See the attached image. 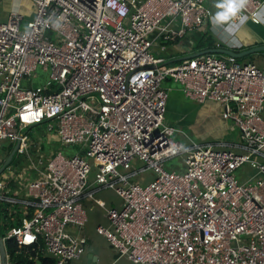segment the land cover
Instances as JSON below:
<instances>
[{
    "label": "built area",
    "instance_id": "obj_1",
    "mask_svg": "<svg viewBox=\"0 0 264 264\" xmlns=\"http://www.w3.org/2000/svg\"><path fill=\"white\" fill-rule=\"evenodd\" d=\"M31 1L35 15L25 23L19 11L0 19L4 241L58 264L79 259L89 245L84 201L94 200L108 219L96 230L134 262L264 264V63L208 51L165 64L154 54L207 30L208 0ZM232 20L263 22L264 0H247ZM39 67L48 77L36 85ZM168 76L200 103L221 102L239 138H174L184 131L166 119ZM41 124L46 141L31 137ZM16 143L27 164L1 170ZM178 154L184 167L168 168ZM245 164L253 171L242 178ZM147 170L150 180L136 178ZM103 188L121 203L108 207L96 197Z\"/></svg>",
    "mask_w": 264,
    "mask_h": 264
},
{
    "label": "rangeland",
    "instance_id": "obj_2",
    "mask_svg": "<svg viewBox=\"0 0 264 264\" xmlns=\"http://www.w3.org/2000/svg\"><path fill=\"white\" fill-rule=\"evenodd\" d=\"M207 1V5L209 7H215L216 3L218 2H209ZM0 19H6V16L4 13L0 16ZM215 35L214 33L212 34ZM216 36V35H215ZM188 41V43L192 46V49L196 45V38L195 35H186L183 37H180L177 41ZM166 42L167 49H161L158 46H155L153 48V52L156 56H164L166 57L165 64L174 63L177 60H169V55L172 50H174V43ZM174 46V47H173ZM179 49H176L175 52H179ZM264 51H260L259 53H262ZM174 53V52H173ZM188 51L183 52V54H187ZM172 54V53H171ZM255 54V53H254ZM254 54L246 55L239 57L241 61H248L252 59V56ZM256 61L261 63L264 61V57L261 59L259 57L256 58ZM38 74H33L31 76V80L34 84L39 85L43 84L48 77V72L43 70L42 68H38L37 70ZM166 80L173 81L174 84H180L182 87V83L180 81H177L173 79L172 77L168 76L164 80V84H166ZM29 86L33 85L31 83H28ZM206 114L202 115L200 120H198L196 123L193 122L192 126L190 125H183L179 126L183 129L184 132H176L174 134V138L183 140L185 144L191 143V139L196 142H217V141H223V140H232L233 137H236L239 133V129L235 127H230L231 121L225 120L223 116H220V113L218 112L219 106H217L215 103L206 102L204 103ZM264 116V112H263ZM44 127V124H41V126L34 125L31 128V137L35 140H43L46 141L48 139L47 133L45 130L41 129ZM5 143V151H7L9 148H11L12 144L9 143L8 139L4 140ZM32 150H35L32 148ZM28 161V158L25 154H18L15 152L13 156V160L10 162L11 164H18L19 167L26 165ZM137 164H142L143 162L141 160L135 161ZM166 166L168 168H177L182 169L184 167L183 165V157L181 155H174L166 160ZM253 171V168L249 164H245L242 168L238 169L237 173L242 178H246L251 172ZM95 175V170L93 169L90 177L93 178ZM152 171L147 170L141 175L137 176L136 178L140 180L148 181L152 178ZM144 182V181H142ZM96 197L103 198L107 206H116L121 203V196L113 189V188H103L96 193ZM86 208H87V214H88V228L89 233L91 234V242L94 245V251L97 252V255H99V264H142L137 263L131 260L127 255H118V253L115 251V249L109 244L106 237L99 233L96 230V226L98 223L107 224V214L106 209L103 206H99L98 203H96L94 200H87L86 202ZM6 203L3 200H0V209H1V216L5 222L4 217V207ZM19 217V216H18ZM17 217V218H18ZM5 225H8V222H5V224H0L1 230L3 231L5 229ZM3 233H6V229ZM84 256V255H83ZM80 257L79 259H74L71 262L67 264H83V258ZM8 258V257H7ZM1 263V260H0Z\"/></svg>",
    "mask_w": 264,
    "mask_h": 264
},
{
    "label": "crops",
    "instance_id": "obj_3",
    "mask_svg": "<svg viewBox=\"0 0 264 264\" xmlns=\"http://www.w3.org/2000/svg\"><path fill=\"white\" fill-rule=\"evenodd\" d=\"M209 2H219V0H210ZM212 9L215 15L218 9L216 7H212ZM11 11L21 12L23 14V23H25L35 15V5L31 0H3L2 14L4 13L7 18ZM207 30L209 31V33L211 32L212 34L214 33L216 35H214L215 43L220 42L223 47H230L234 48L235 50H243L245 48L251 47L252 45L264 43V21L261 23H255L251 20H246L244 22L235 23L233 22V20H231L224 25L215 27L213 25V22L210 21ZM189 34L192 35V33ZM195 38H197V35H195ZM170 43H174L176 47L173 46L174 50L170 52L169 60L178 61L179 59H181V56H184L183 52L188 51L187 54H189L197 50L195 48L192 49V46L188 43V41H171ZM176 49H179L180 51L175 52ZM257 57H259L260 59L264 57V52L255 53L254 56H252L251 60L257 62ZM257 63L263 64L264 61L261 63ZM166 84L170 87L166 109V119L169 122L174 123L178 127H180L179 124L181 126H192L193 122L196 123L198 120H200L202 115L206 114L204 106V103L206 102L215 103L217 106H219L218 112L221 116V112L223 109L221 102L213 99H208L205 102L200 103L185 95L180 84H174L171 80H166ZM225 120L227 121V119ZM230 127H233L234 129L236 126L233 124V122H231ZM238 138L239 133L236 137H233L232 140L228 141L231 142L237 140ZM86 202L87 200L84 201L85 206L87 204ZM86 233L89 236V245L87 247L86 253L83 254L84 256L82 255L84 257L83 264H87V258L90 252L97 254V252L94 251V245L91 242V234L89 233L88 222L86 225ZM97 256V264H99V255Z\"/></svg>",
    "mask_w": 264,
    "mask_h": 264
},
{
    "label": "trees",
    "instance_id": "obj_4",
    "mask_svg": "<svg viewBox=\"0 0 264 264\" xmlns=\"http://www.w3.org/2000/svg\"><path fill=\"white\" fill-rule=\"evenodd\" d=\"M215 45L216 43H215L214 36L212 35L211 32L209 33L208 30H205L201 34L197 35L196 45L194 48L198 50V49H203L207 47H213ZM3 212H4L5 220L7 221L6 217L10 216V215H7L8 209L4 207ZM1 214L2 212L0 209V216ZM16 222H19V220L18 221L16 220ZM7 227L8 226L5 225L6 230H7ZM4 230L2 231L0 227V231L2 234H4L3 233ZM5 244H6L7 257H8V264H39L38 259L41 260L40 264H58L54 257L43 255V254H37L36 250L32 249L31 246L21 245L14 238L6 239Z\"/></svg>",
    "mask_w": 264,
    "mask_h": 264
},
{
    "label": "water",
    "instance_id": "obj_5",
    "mask_svg": "<svg viewBox=\"0 0 264 264\" xmlns=\"http://www.w3.org/2000/svg\"><path fill=\"white\" fill-rule=\"evenodd\" d=\"M213 51V52H224L236 55L238 57L259 53L260 51H264V43L261 44H255L251 47L245 48L243 50H235L234 48L230 47H209V48H203L196 50L194 52H191L187 55L181 56L180 58L186 57V56H194L198 55L204 52ZM18 143H16L13 147V149L10 151V153L6 156L3 166L1 167V170L5 168L7 164H9L15 154V151L17 149ZM0 264H8V258H7V251H6V244L2 237L1 231H0ZM38 263H41V260L38 259ZM98 263V256L97 254H94L93 252H90L87 258V264H97Z\"/></svg>",
    "mask_w": 264,
    "mask_h": 264
},
{
    "label": "clouds",
    "instance_id": "obj_6",
    "mask_svg": "<svg viewBox=\"0 0 264 264\" xmlns=\"http://www.w3.org/2000/svg\"><path fill=\"white\" fill-rule=\"evenodd\" d=\"M247 0H219L215 7L218 9L212 17L214 27L231 21L236 14L245 6Z\"/></svg>",
    "mask_w": 264,
    "mask_h": 264
}]
</instances>
